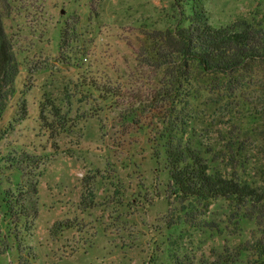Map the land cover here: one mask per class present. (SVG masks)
Here are the masks:
<instances>
[{
	"label": "rangeland",
	"instance_id": "374dc122",
	"mask_svg": "<svg viewBox=\"0 0 264 264\" xmlns=\"http://www.w3.org/2000/svg\"><path fill=\"white\" fill-rule=\"evenodd\" d=\"M201 3L213 26L264 16V0ZM13 8L4 26L19 74L0 120V264H15L18 252L30 264H170L171 248L199 257L223 244L205 225L224 220V201L189 222L168 196L164 145L186 132L216 151L239 132L254 163L244 175L257 177L261 127L250 116L264 68L248 67L235 91L194 72L176 95L165 68L139 61L140 50L157 47L166 14H178L174 0H13ZM65 23L76 41L63 53ZM49 101L66 120L52 134L39 114L52 120ZM7 194L23 206L12 198L9 213Z\"/></svg>",
	"mask_w": 264,
	"mask_h": 264
},
{
	"label": "trees",
	"instance_id": "16d2710c",
	"mask_svg": "<svg viewBox=\"0 0 264 264\" xmlns=\"http://www.w3.org/2000/svg\"><path fill=\"white\" fill-rule=\"evenodd\" d=\"M174 2L178 14H166L169 25L153 32L157 47L142 49L139 53L141 63L156 69L165 68L169 75L165 79L168 91L174 87L178 95L194 72L211 76L219 89L235 91L236 83H241V74L249 70L248 67L257 64L264 68V16L261 20H238L213 26L201 0ZM13 10V0H0V120L15 92L19 74L13 44L4 26V19L11 17ZM75 41V28L65 23L59 30V51L66 53ZM48 106L52 120L47 118L42 107H39V114L44 127L52 134L57 126L63 128L66 120L59 117V109L53 102L49 101ZM254 109L251 120L261 127L255 154L258 157V165L254 168L259 173L257 177L244 175L246 168L254 163L247 154H242L245 148L239 132H228L225 142L216 151L215 148L206 149L205 144L192 138L184 139L186 132L168 136L164 145L168 196L180 213L193 223L208 215L215 200L224 201L226 209L224 220L208 221L205 225L209 231L219 233L223 244L199 257L179 252L177 247L171 248L170 264H241L244 255L249 264H264V90ZM12 198L19 207L23 206L20 199L7 194L3 201L9 213L13 208ZM249 223L253 227L248 239L229 244L228 237L241 236ZM18 253L15 264H30L31 255L24 258Z\"/></svg>",
	"mask_w": 264,
	"mask_h": 264
}]
</instances>
